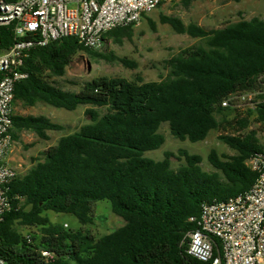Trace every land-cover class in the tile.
Wrapping results in <instances>:
<instances>
[{
	"label": "trees",
	"instance_id": "1",
	"mask_svg": "<svg viewBox=\"0 0 264 264\" xmlns=\"http://www.w3.org/2000/svg\"><path fill=\"white\" fill-rule=\"evenodd\" d=\"M180 1L189 7L196 0ZM160 20L202 41L166 61L169 72L160 81L102 76L78 92L69 91L57 78L79 52L105 56L73 37L29 50L20 68L28 78L15 84V104L67 111L86 106L89 122L63 135L10 185L12 209L0 222V257L8 264H204L187 253L185 236L197 228L190 218L199 217L204 203L226 201L254 184L257 174L247 161L263 152L264 145L256 131L247 130L252 117L264 125V102L245 116L234 115L222 102L237 92L262 89L264 19H241L211 30L164 15ZM132 28L114 29L105 41L121 43L132 37ZM14 42V25H0V50ZM112 60L135 66L126 58ZM4 75L0 72V79ZM13 123L14 141L22 132L47 141L49 132L64 130L42 115L16 114ZM163 123L175 138L191 143L230 128L233 132L219 139L235 154L220 156L212 150V172L202 168L201 157L185 151L186 165L177 170L171 166L172 153L161 161L147 158L146 152L158 150L165 141L159 132ZM103 200L110 201L125 224L98 239L43 216L52 211L72 215L81 225L92 224L93 205ZM21 227L38 232L24 235Z\"/></svg>",
	"mask_w": 264,
	"mask_h": 264
},
{
	"label": "built area",
	"instance_id": "2",
	"mask_svg": "<svg viewBox=\"0 0 264 264\" xmlns=\"http://www.w3.org/2000/svg\"><path fill=\"white\" fill-rule=\"evenodd\" d=\"M178 0H0V25H14V44L0 50V222L11 211L10 185L20 175L10 164L14 140V86L28 78L21 72L35 46L73 37L97 50L105 35L136 26L149 12ZM260 79H264V76ZM262 89L237 92L222 102L234 115L245 116L264 102ZM257 174L251 188L226 201L204 203L197 225L186 234L187 253L204 264H264V150L247 161ZM44 256H49L43 251ZM0 264H8L0 257Z\"/></svg>",
	"mask_w": 264,
	"mask_h": 264
},
{
	"label": "rangeland",
	"instance_id": "3",
	"mask_svg": "<svg viewBox=\"0 0 264 264\" xmlns=\"http://www.w3.org/2000/svg\"><path fill=\"white\" fill-rule=\"evenodd\" d=\"M169 16L182 21L185 26L196 24L207 30L222 28L228 23H234L241 19L250 20L254 17L264 19V0H196L189 7H184L178 0L171 4L163 5L146 14L140 23L133 26L132 37L124 38L121 43L108 38L102 47L96 51L105 57L94 58L84 51L79 52L67 67L63 77L57 78L59 85L69 91L78 92L84 83L97 77L124 78L135 80L141 76L145 82L160 81L168 75L166 61L177 55L181 50L195 44H200L197 38L188 34H179L168 24L161 23L160 17ZM149 20L155 23V29L150 26ZM113 57L126 58L134 67H128ZM264 89V86H263ZM86 106H79L75 111L55 108L46 104H37L34 107H25L22 103L15 104V114L45 116L55 123L64 126L59 132H49V140L40 139L33 132H22L19 140L14 142L10 164L14 166L20 175H25L32 168L37 159L42 158V153L48 147L55 145L66 134L73 133L82 125L89 122L85 115ZM105 112V109H101ZM254 130L257 137L264 145V125L250 120L247 131ZM159 132L164 136L163 145L155 151L145 153V157L155 161H161L166 153H172L171 166L177 170L186 165L182 152L201 157V166L205 171H215L208 161V155L215 150L220 156L233 155L235 152L220 141L219 136L231 134L228 128L210 132L207 139L202 142L191 143L175 138L167 123H163ZM243 134L238 132L237 134ZM52 223L64 225L69 230H82L89 232L95 239L107 235L124 226L125 221L113 213L111 203L108 200L97 201L93 205V222L81 225L78 220L68 214H57L46 211L43 214ZM24 234L38 232L35 227L19 228Z\"/></svg>",
	"mask_w": 264,
	"mask_h": 264
},
{
	"label": "crops",
	"instance_id": "4",
	"mask_svg": "<svg viewBox=\"0 0 264 264\" xmlns=\"http://www.w3.org/2000/svg\"><path fill=\"white\" fill-rule=\"evenodd\" d=\"M50 137V136H49ZM9 161H11V158L9 157Z\"/></svg>",
	"mask_w": 264,
	"mask_h": 264
}]
</instances>
